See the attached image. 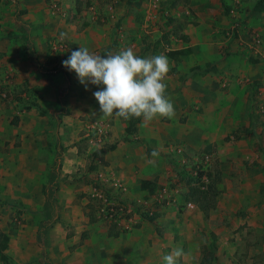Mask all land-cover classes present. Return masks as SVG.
<instances>
[{
    "label": "crops",
    "instance_id": "0c3cea01",
    "mask_svg": "<svg viewBox=\"0 0 264 264\" xmlns=\"http://www.w3.org/2000/svg\"><path fill=\"white\" fill-rule=\"evenodd\" d=\"M11 1L14 5L19 4L23 12L18 20H7L10 14L3 11L6 0H0V92L5 94V97H0V233L8 236V246V242L12 241L8 223L16 215L25 218L26 230L35 234L41 248L42 264L46 261L43 252L51 264H56L46 252L45 236L51 251H61L66 247L63 240L65 231L60 225L89 229L94 225L100 230V225L97 227L96 223L102 222L105 229L116 228L115 223L99 216L93 199L87 196L98 173L112 175L125 184L127 189L124 193L114 190L113 195L115 193L132 206L145 204L152 210L150 215H154L167 208L162 202L169 204L170 200L178 199V189L166 187L168 177L175 175L172 170L174 163L169 160L171 156H167L173 150L171 143L181 142L182 145L174 148L178 157L187 151L192 155L200 150L221 156L228 146L223 139L226 131H231L241 122L246 125L254 117L257 118L253 104H258L264 118V70L258 73L255 68L248 69L243 64L237 66L232 55H226L223 50L235 15L231 12L232 7L241 0H173L171 4L180 2L177 10L161 4H158L157 10L151 6L152 0L143 3L144 24L150 27L158 23L160 14L165 11V14L173 15L175 20L171 25L185 34L186 44L170 49L190 48V51L177 58L168 56L171 50L166 52L172 67L166 80L167 94L173 102L175 116L172 119H154L146 126L140 119L136 130L131 133L126 132L127 120L115 116L105 118L100 112L93 93L101 90L103 85L89 83L85 88L74 71L68 70V75H65L58 69V64L48 66L51 64L48 63V53L57 40L65 43L66 47L61 52L66 59L79 46L100 55L117 54L120 50H115L114 41L119 42L123 34L119 31L116 38L113 28L115 24L123 26L134 18L130 3L118 0L113 4H102L91 0L81 6L77 0H61L60 9L65 12L53 16L44 0ZM255 2L252 1V6ZM87 3L89 6L85 8ZM71 8L72 13L85 19L80 30H77L79 20L71 21L63 17ZM11 11L12 17L16 16V5ZM258 12L264 14V10ZM149 15L151 19L145 22ZM20 28L21 32H15ZM61 33L66 35L62 38ZM135 44L131 43V47ZM195 66L199 69L191 70ZM230 73L239 76L251 73L249 75L256 80L251 86L225 79L220 83L223 74ZM256 84L259 89H255ZM85 119L102 120L108 124V140L100 146L104 150L102 156H93ZM80 138L86 142V154L82 153L78 144ZM108 145L114 147L108 149ZM153 149L160 152L154 165L147 162L153 159ZM88 154L94 169L89 165ZM217 169L223 170L222 165ZM224 176L227 174L222 172ZM145 180L151 182L153 192L141 188V182ZM53 186L54 220L42 229L39 236V228L46 222L44 205L47 193ZM161 190L164 192L161 193ZM158 194L162 196L160 201L155 199ZM89 202L94 206L93 222L88 213ZM182 208L184 204L183 207L180 205ZM138 216H133V224L138 225L132 228L133 235L129 236L130 240L125 245L133 244L137 250L140 249L139 244L144 248L152 242L159 246L160 252L165 253L167 234L163 238L157 232L153 224L155 217L149 221ZM81 221L86 224L81 225ZM77 238L80 234L75 235L74 239ZM80 244L72 247L77 248ZM105 247L106 244L102 246L103 253ZM214 249L210 264H232L228 257V262L226 258L220 259ZM232 250L229 249L228 255ZM64 256L65 253L59 256V259L63 258V263L71 261ZM201 256L199 264L203 257H208ZM159 259L163 261L162 257Z\"/></svg>",
    "mask_w": 264,
    "mask_h": 264
},
{
    "label": "rangeland",
    "instance_id": "374dc122",
    "mask_svg": "<svg viewBox=\"0 0 264 264\" xmlns=\"http://www.w3.org/2000/svg\"><path fill=\"white\" fill-rule=\"evenodd\" d=\"M52 1L44 0L50 14H52L50 8ZM54 1L58 3L59 11L52 15L57 16L64 13L65 10L61 11L60 9L62 1ZM77 1L82 6L85 2L91 0ZM97 1L102 4L105 2L113 4L118 0ZM124 1L128 4L130 3L129 8L133 12L134 18L123 26L120 23L114 25L113 33L115 37L117 38L119 31L123 34V38L121 37L119 42L114 41L115 50L119 51L131 47V43H136L132 48L137 55L144 58L158 54L166 55V52L171 50L170 48H180L186 44L183 38L185 34L179 31L177 27H173V24L171 25L173 20H175L172 17L173 15H167L162 12L165 14L163 15L159 9L161 14L158 23L149 27L144 24L141 12L143 3L147 2V0ZM172 1L159 0V4L170 9H179L180 2L177 1L171 4L170 2ZM252 1H237L232 7L235 12L233 19L236 17L235 20L238 22V27L234 33L227 34L228 39L223 50L226 55H232L237 66L243 64L245 68H255L260 73L264 70V14L255 9V5L261 0H256L253 6ZM15 5L16 16L12 17L11 9ZM15 5L11 0H6V3H4L6 7L3 11H7L10 14V18L7 20H18L21 12H23L19 4L15 3ZM85 6L87 8L89 6L88 3ZM133 6H136L134 7L135 9ZM72 10V8L70 10L67 9V14L62 15L67 20H79L77 30H80L84 27L85 19H81L74 12L72 13ZM0 19H2L1 14ZM20 29L15 30V32H21L22 29ZM253 31L258 32L263 39L260 54L254 53L246 44V42L251 40ZM52 50L51 48L48 53V61L51 57L56 59H53L55 60H52L53 62H48L51 63L48 66L53 67L57 64L60 66V60L64 55L61 50ZM169 62L171 65L170 59ZM249 74L252 75L251 73ZM249 74H242L241 76L233 73L223 74L220 78V83L225 79L227 82H239V85L251 86L256 79ZM256 88H258L257 84ZM252 108L257 118L252 116L253 121H249L246 125L241 122L231 131H226L223 139L228 146L221 156L217 153L212 155V151L200 150L192 155L187 151L180 155L181 157H178V153L174 151V148L182 144L178 141H175L174 144L171 143L173 150L167 156L170 155L171 158L169 160L174 163V169L172 168V170L175 175L168 177L166 187L167 189H178V199L176 201L170 200L169 204L162 202L167 208L162 209L157 214L154 213L155 221L153 223L157 232L163 238L167 234L165 253L160 252L158 250L159 246L152 242L144 248L139 244L138 247L140 249L137 250H135L137 247L133 244L125 245V242L130 240L129 236L133 235L132 230L138 225V223L133 224L135 219L132 218L129 226L126 227L125 223L120 220L115 223L119 227L116 226L113 230L105 229L102 222L96 223V226L100 225V230L95 229L94 225H92L91 229L84 226L80 228L74 225H60L65 231V239L63 240L66 241V247L61 251L57 249L55 252L51 251L45 236L44 242L49 258H53L56 264H164L159 257L169 254L174 248L182 247L186 256L181 264H199L201 255L209 256L213 253V248L215 247L214 252L217 256L220 259L222 258V260L226 258L227 262L231 260L232 264L236 262L239 264H264V118L263 113L258 110V104H253ZM89 120L85 119L84 121L86 124L94 121ZM78 144L82 153L86 154L87 146L84 139L80 138ZM99 149L101 148L98 147V149H93V151ZM245 149H251V151L244 152ZM89 154L87 156L90 162L89 165H94ZM205 156L208 157L207 160H205ZM220 165H222L223 170L217 169V166L219 168ZM197 171L203 172L202 177L200 181H192V185L201 187V182L206 185L210 183L212 184L211 187L218 191L216 196H213L212 193L210 194L209 199L213 198L211 203L214 202V206L211 207L209 205L206 210L201 208V204L205 202L202 197L199 198L197 195V198L194 199L189 194L188 176H195ZM222 172H225L227 176L222 177ZM208 174H211L212 177ZM76 175H78V172ZM206 185L201 188L205 189ZM87 196H89V199H93V203L97 207L98 200L92 198L90 194ZM185 202L193 203V208L184 207L180 209V205L183 207ZM133 207L137 216L142 213L146 214L144 209L147 205L135 204ZM88 208V213L93 222L95 219L94 206L91 204ZM84 224L86 222L81 221V225ZM8 226L12 241L8 242V246L4 251L6 261L3 262L0 259V264H42L41 248L35 234H31L26 230V219L16 215L8 223ZM83 230L85 231L83 232ZM77 234H80V238L75 240L74 237ZM67 235L71 236L67 237ZM79 242L81 244L77 248L72 247ZM104 244H106L105 253L102 251ZM204 245L206 246L204 247ZM230 248L233 250L228 255L227 252ZM63 253H65V258L71 259L70 262L63 263V258L59 259V256ZM53 254H55V257H53ZM149 257L151 258L147 260ZM217 264H223V262H218Z\"/></svg>",
    "mask_w": 264,
    "mask_h": 264
},
{
    "label": "clouds",
    "instance_id": "9594fccd",
    "mask_svg": "<svg viewBox=\"0 0 264 264\" xmlns=\"http://www.w3.org/2000/svg\"><path fill=\"white\" fill-rule=\"evenodd\" d=\"M66 34L61 33L63 38ZM63 66L74 71L79 82L103 85L93 93L105 118L142 119L144 125L158 118L175 116L173 102L167 94L170 62L166 55L141 58L132 47L117 54L100 55L85 46L71 52ZM160 156L153 149L147 162L155 164ZM186 253L182 247L174 248L162 257L164 264H181Z\"/></svg>",
    "mask_w": 264,
    "mask_h": 264
},
{
    "label": "built area",
    "instance_id": "2783aa9c",
    "mask_svg": "<svg viewBox=\"0 0 264 264\" xmlns=\"http://www.w3.org/2000/svg\"><path fill=\"white\" fill-rule=\"evenodd\" d=\"M152 8H158L159 0H152L151 2ZM51 13L54 15L58 13L59 7L58 3L56 1H52L50 3ZM158 10V9H157ZM231 12H234L232 10ZM166 13V11H165ZM151 16L149 15L146 18V21L148 22ZM234 18L232 20V23L230 24V30L227 31V34H232L235 31H237L238 22ZM247 46L254 51V53L260 54L262 45H263V39L261 35L258 32L253 31L251 34V40L249 42H246ZM65 43L61 40H57L52 44V49L54 51L56 50H63L65 48ZM3 92H0V97H5V94H2ZM88 140L90 145L93 147V149H98L100 146H102L107 140H108V124L105 121L102 120H94L91 121L88 124ZM208 157L205 156V160H207ZM126 186L122 182H120L116 177H113L112 175H108L107 173L100 172L97 175V179L93 182V185L91 187V197L98 200L97 205V211L99 216L104 218L106 221L110 223H117L120 220L125 223L126 227L129 226V223L132 221L133 216L136 214L134 212V207L120 199V197L112 194V191H117L119 193H124L126 191ZM164 190H161V193H163ZM161 195H156V200H161ZM193 203L191 202H185L184 207L186 208H193ZM144 211L150 215L152 214V210L146 207Z\"/></svg>",
    "mask_w": 264,
    "mask_h": 264
},
{
    "label": "trees",
    "instance_id": "16d2710c",
    "mask_svg": "<svg viewBox=\"0 0 264 264\" xmlns=\"http://www.w3.org/2000/svg\"><path fill=\"white\" fill-rule=\"evenodd\" d=\"M255 9L257 11H263L264 10V1L261 0L260 2H258L255 5ZM72 49H75V48H72ZM189 51H190V48H181V49L171 50L167 54L170 58H177L179 55L187 54ZM49 59H50L49 60V62H50L56 58L51 57ZM64 60H66V58L62 57L60 60V66L58 69L60 71H62L65 75H68V69L65 68L63 66V63H62ZM53 61H55V60H53ZM53 67H55V66H53ZM195 69L198 70L199 67L195 66V67L191 68V70H195ZM127 121H128V125L126 127V132L131 133V132L136 130L137 123L140 121V119H129ZM113 147H114V145H108V149H112ZM103 151H104L103 149L95 150V151H93V156H95V157L96 156H102ZM90 167H91V169H94L93 166L90 165ZM202 174H203V172L197 171L195 176L189 175L187 183L190 185L189 186L190 187V192H189L190 196H192L194 199L197 198L196 197L197 195L199 196V198L202 197L203 201H205V202L201 204V208L203 210L204 209L206 210L209 205H211V207L214 206V202L211 203L213 198L209 199L210 194L212 193L213 196H216L218 191L215 190L214 188H212L211 187L212 184H210V183L206 185V184H204V182H201V187L206 185L205 189L201 188L200 186H195V185L191 184V182L194 180L200 181ZM208 175L212 177L211 174H208ZM150 183L151 182L148 180L142 181L141 182V188H147V189H149V191L153 192L154 188L151 187ZM54 189H55L54 186L49 188L48 193H47V198H46V202L44 205L45 221L46 222L44 224H41V226L39 228V236H41V234H42V229L54 220V207H55ZM140 216L143 218H147L149 221H153V218H154V215H148L147 213L146 214L142 213ZM39 238H41V237H39ZM7 241H8V236L6 234L0 233V259L3 262L6 261V255H5L4 251L7 248ZM43 255H44V259L46 260L45 264H51L49 262L48 258L46 257V254H44V252H43ZM211 257H214L213 253L210 254L208 257H203L201 264H210Z\"/></svg>",
    "mask_w": 264,
    "mask_h": 264
}]
</instances>
